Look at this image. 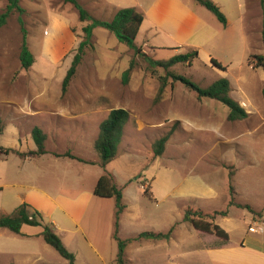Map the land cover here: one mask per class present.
Instances as JSON below:
<instances>
[{"label": "rangeland", "instance_id": "374dc122", "mask_svg": "<svg viewBox=\"0 0 264 264\" xmlns=\"http://www.w3.org/2000/svg\"><path fill=\"white\" fill-rule=\"evenodd\" d=\"M97 1L77 0L93 18L108 20L105 15L98 14V10L90 11L91 7L97 5ZM246 2L245 25L248 39L252 43V52L264 55L261 40L264 0ZM6 5L7 0H0V13ZM19 6L24 13L19 16L12 12L0 29V119L4 128L0 135L1 147H10L14 143L12 126L16 124L20 138H23L20 148L24 152L35 150L29 132L39 122L30 116L29 110H35L41 103L49 107L55 104L70 106L68 111L93 109L96 115L91 119L92 128L96 122L106 118L111 109L122 108L129 113V120L123 128L118 154L110 162L113 161L122 179L131 178L134 182V186L125 189L128 191L134 188L123 201L129 213L131 211L134 214V234L158 227L170 228L177 223L175 228L178 236L181 231L179 222L186 205L190 206L194 202L192 197L201 194L205 190L204 186L213 189L208 200L212 208L225 209L232 197L234 204L242 206H231L240 208H232L228 221L232 228L236 225L247 229L251 224L250 212L262 217L264 100L261 96L260 68H252L248 64L246 67L242 65L243 68L239 70L241 62H233L235 65L230 74L234 85L233 96L241 99L245 95L254 108H248L249 115L245 119L228 122L227 107L208 98L197 100L193 91L167 76V72L181 75L200 88L208 87L221 77L225 78L203 56L193 60L190 66L178 63L167 71L159 67L152 68L142 54L154 61H165L175 53L170 49L154 51L139 46L145 35L143 27L135 40L142 54L119 43L107 30L95 28L89 45L82 50L74 76L62 93V79L83 39L82 27L87 22H79L76 9L65 0H19ZM18 17L23 21L26 44L34 58L28 69H22L18 59L22 41ZM224 60L228 62L233 59L229 57ZM130 65L131 70L124 84L122 73ZM161 77L166 78V86L158 94ZM236 79L241 80L242 92L235 87ZM76 105L94 108H73ZM16 113L20 114L13 124L11 117ZM71 116L61 115L47 122L48 127L54 123L63 127L65 133L62 135L61 146L67 144L68 129H71L74 122ZM169 131L172 134L162 154L155 157L152 144ZM216 132L228 139L216 135ZM51 143L57 144L58 141ZM47 148H50L48 144ZM83 154L99 160L93 147L85 148ZM228 173L232 174L233 195H230L228 188ZM236 183L246 184L244 189L238 190ZM144 190L148 195L144 194ZM240 200H246L247 204L239 203ZM23 229L40 231L37 227L27 225H23ZM193 236L187 235L186 238L199 240ZM41 241L44 245L43 239ZM51 251L52 256H43L52 261L63 260L54 250ZM142 264L153 263L144 261Z\"/></svg>", "mask_w": 264, "mask_h": 264}, {"label": "crops", "instance_id": "0c3cea01", "mask_svg": "<svg viewBox=\"0 0 264 264\" xmlns=\"http://www.w3.org/2000/svg\"><path fill=\"white\" fill-rule=\"evenodd\" d=\"M211 1L225 16V26L192 0H98L97 5L91 7L90 11L98 10V14L105 15V19L110 20L119 9L132 8L143 17L136 35L137 38L143 27L145 35L139 46L154 51L170 49L175 54L196 51L195 59L203 56L209 63L211 59L215 60L225 68L221 73L229 81L230 96L249 115L248 108L254 107L250 106L245 95L241 99L233 96L234 85L230 78L234 61L241 62L238 65L240 70L243 66H248L249 55L256 54L252 52V43L248 39L245 25L247 2ZM229 57L233 60L224 62V59ZM234 83L237 91L242 92L241 80L236 79ZM80 107L94 108L87 105H76L73 108ZM67 108L70 106L55 104L49 107L41 103L35 110L31 108L29 110L30 116L39 122L38 126L33 127L40 128L46 136L45 154L33 158H21L14 153L0 155V215H10L19 205L25 203L30 211L40 214L43 224H49L54 228L66 249L74 255L75 264H114L117 253V245L113 239L114 201L112 198L95 196L93 189L98 178L108 174L114 184L123 188L124 201L134 188L128 191L125 189L134 186V182L131 178L122 179L117 174L113 161L101 167L98 158H88L83 154L85 148L92 147L98 135V126L105 118L99 122L95 120L96 126L92 128L91 119L93 115L95 117L96 111L93 109L68 111ZM18 114L20 113L11 117L13 124L16 123ZM66 114L72 115L70 118H73L74 122L71 129H68L66 146H61L62 135L65 133L63 127L59 123L48 127L47 122ZM16 126V124L12 126L14 143L5 148L24 152L20 148V141L23 138H20ZM217 134L228 139L225 135H219V132H216ZM51 141L58 143L52 144ZM47 144L50 148H47ZM66 151L93 164H82L52 155ZM245 184L236 183V186L240 190L244 189ZM204 187L205 190L192 197L191 200L194 202L189 204L190 206L186 205V208L191 207L203 212L220 210L209 206L208 200L213 189L209 186ZM238 190L236 193L239 195ZM240 201L239 203L247 204L246 200ZM232 208L240 209L229 207L226 216H217L212 221L227 234V239L196 230L181 218L180 222L178 221L181 227L178 236L175 223L171 224L174 229L168 239L128 243L124 250L128 264H142L144 261L153 264H264V214L253 209L260 212L262 217L259 218L250 212L251 224L247 229L236 225L232 228L228 225ZM30 227H37L40 231L25 230L22 226L20 232L16 234L0 228V264H67L63 258L62 261L45 258L53 255L51 251L53 249L45 242L44 245L41 243V227ZM249 228H253L254 231H249ZM168 229L158 227L149 232L163 233ZM139 233L134 234V214L131 211L129 213L125 206L118 224V236L121 239H129ZM187 235H195L193 237L199 240H188Z\"/></svg>", "mask_w": 264, "mask_h": 264}, {"label": "trees", "instance_id": "16d2710c", "mask_svg": "<svg viewBox=\"0 0 264 264\" xmlns=\"http://www.w3.org/2000/svg\"><path fill=\"white\" fill-rule=\"evenodd\" d=\"M71 3L78 13L79 22H87L82 27L83 39L79 42L76 53L74 54L70 66L67 69L62 82L61 91L64 93L68 87V84L76 72L77 65L81 59L82 50L89 45L92 32L95 28H103L112 33L119 43L124 44L127 48L132 49L135 53H141V50L135 45V38L139 27L143 21V17L140 13L136 12L132 8H122L116 11L112 19L110 20H98L93 18L78 2L77 0H65ZM199 6L205 8L210 12L217 21L223 26L226 25V18L219 8L211 0H192ZM12 12L18 13L19 16L24 13V10L19 6V0H7V5L2 13H0V29L5 25L9 15ZM22 32V41L19 51V63L22 69H28L33 63V56L29 51L26 44V31L23 27V21L20 17L17 20ZM261 40L264 46V18L262 19ZM142 54V53H141ZM144 60L152 67H159L162 70L167 69L178 63H186L189 66L192 61L197 57V52H187L183 54H175L171 58L165 61H154L145 54H142ZM248 63L252 68H260L263 73V81L261 88V96L264 100V55L251 54L248 58ZM210 65L218 70L224 72L225 68L217 63L215 60H210ZM131 65L122 73V82L125 84L128 79ZM167 76H170L174 81H178L186 88L193 91L196 94L197 100L202 98H208L216 100L223 104L228 109L226 120L228 122L241 121L245 119L248 114L241 107L237 101L230 96V84L226 78H219L212 82L206 88H200L195 83L189 81L181 75H173L167 72ZM166 86V78H160V88L158 94H161ZM129 120V113L122 108L111 109L107 117L98 126V135L93 142V149L99 157V165L104 167L105 164L110 162L116 157L118 145L123 135V128ZM2 126L0 119V135L2 134ZM172 131L161 136L152 144V153L155 157L160 156L164 150V145L171 136ZM30 136L35 145V150L28 152H18L11 148H5L0 146V155H8L14 153L21 158L37 157L46 153L44 149L45 134L38 127H33L30 132ZM55 157L68 158L82 164H93L91 161H86L75 155H72L69 151L62 154H52ZM228 188L230 195H233L232 191V174L228 173ZM123 188L118 187L113 183L111 177L108 174L100 176L94 186L93 194L99 198H112L114 201V230L113 239L117 245V253L114 260V264H128L124 250L128 243L140 240H162L168 239L174 229L171 226L166 232L154 233V232H141L136 236L129 239H121L118 236V224L122 213L125 210V205L122 200ZM144 194L148 193L144 190ZM233 198V197H232ZM230 199L225 209H221L213 212H203L199 209L187 207L184 211L182 220L190 223L196 230L214 234L222 239H227V234L212 221L217 216H226L228 208L231 206L242 207L241 205L234 204L233 199ZM248 209V206H243ZM23 225L39 226L41 227V237L43 241L50 246L61 258L67 261V264H75L74 255L69 252L60 237L55 232L54 228L49 224H43L41 216L36 211H30L29 206L25 203L19 205L10 215H0V228H5L13 233L18 234L20 228Z\"/></svg>", "mask_w": 264, "mask_h": 264}, {"label": "built area", "instance_id": "2783aa9c", "mask_svg": "<svg viewBox=\"0 0 264 264\" xmlns=\"http://www.w3.org/2000/svg\"><path fill=\"white\" fill-rule=\"evenodd\" d=\"M248 230H249V231H254V229H253V228H249Z\"/></svg>", "mask_w": 264, "mask_h": 264}]
</instances>
